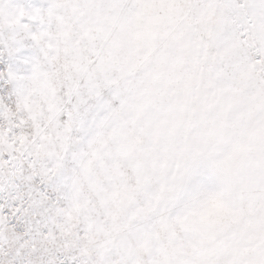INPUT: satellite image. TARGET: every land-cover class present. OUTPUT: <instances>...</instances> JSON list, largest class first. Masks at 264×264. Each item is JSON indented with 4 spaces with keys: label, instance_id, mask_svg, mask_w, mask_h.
I'll list each match as a JSON object with an SVG mask.
<instances>
[{
    "label": "snow or ice",
    "instance_id": "snow-or-ice-1",
    "mask_svg": "<svg viewBox=\"0 0 264 264\" xmlns=\"http://www.w3.org/2000/svg\"><path fill=\"white\" fill-rule=\"evenodd\" d=\"M0 264H264V0H0Z\"/></svg>",
    "mask_w": 264,
    "mask_h": 264
}]
</instances>
